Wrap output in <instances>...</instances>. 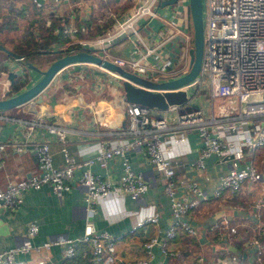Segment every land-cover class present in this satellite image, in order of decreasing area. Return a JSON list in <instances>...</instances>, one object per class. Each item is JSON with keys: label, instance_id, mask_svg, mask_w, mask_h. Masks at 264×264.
<instances>
[{"label": "built area", "instance_id": "2783aa9c", "mask_svg": "<svg viewBox=\"0 0 264 264\" xmlns=\"http://www.w3.org/2000/svg\"><path fill=\"white\" fill-rule=\"evenodd\" d=\"M161 0H139L131 5L123 15H118L108 8L96 12L95 20L106 24V29L94 37L74 38L69 44L60 46L66 53L86 50L129 70L143 78L161 81L177 78L190 69L189 51L193 47L190 20L183 19L185 27H178L167 22L164 33L155 32L149 38L142 36L141 27L150 19L161 20L159 12ZM177 2V0H176ZM76 15L81 6H87V0H74ZM80 6V7H79ZM185 5H178L180 10ZM163 8V7H161ZM204 47L201 67L196 78L179 87L186 91V100L180 104H169L166 108L147 107L124 100L127 122L124 127L109 131H96V135H111L114 142L105 139L102 149L94 155L76 159L62 146L63 165L54 167L48 141H33L39 172L27 178L11 180L5 188H0V210H16L22 195L29 190L38 189L47 184L54 193L69 190L77 180L85 189L86 221L83 234L71 238L64 234L49 236L40 244L33 238L38 232V225L30 222L26 226L22 240L13 246L0 250V264H27L19 254L31 251L40 252L52 246H62L65 258L73 257L78 248L85 245L91 255L92 264H115L116 235L95 227L92 215L94 205L111 195L125 194L131 199L140 197L150 186L140 171H136L126 153L141 147L147 154L148 161L164 178L163 192L170 200L171 222L162 235H150L142 243L148 259L154 257V249L169 257L181 258L186 264H264V240L255 234L245 241V248L250 250L251 260L244 259L232 251L233 239L238 236V227L230 223L223 212L208 229L215 232L218 248L211 255L202 251L186 253L183 246L174 245L172 240L182 231L193 239L200 237L201 231L192 225L191 215L199 209L207 198L204 186L196 178L186 173L175 171V157L185 151L181 147L187 136L196 133L200 139L198 157L191 162L189 170L201 172L206 168L205 160L216 156L220 162L227 163V169L219 174L218 182L210 196H231L241 193L245 184L259 183L264 174L253 162V152L264 146V0H205ZM80 17V16H79ZM176 35L181 36L183 44L166 48ZM128 40L131 46L124 49L126 54L119 55L108 49L120 40ZM169 42V43H170ZM4 68L15 69L20 82H27L23 55L14 57ZM77 67L88 71L80 74L82 79L93 77L97 71L106 72L121 86L118 74L92 63H72L64 69ZM85 66H93L92 72ZM97 67V68H96ZM8 70V71H9ZM63 70V69H62ZM61 70V71H62ZM59 71L58 73H60ZM57 73V74H58ZM7 71L0 70V96L8 91ZM66 78V77H65ZM97 78V77H94ZM97 83V88L102 86ZM204 92L206 101L196 97ZM230 97L236 103L237 112L230 114L225 102L215 99ZM192 100L194 102H192ZM197 100V103H196ZM0 119H4L0 115ZM23 125L43 124V117L35 120L19 118ZM49 133L59 136L63 142L66 129L55 124H46ZM108 140V141H107ZM10 144L15 151H22L25 145L13 136L6 142H0V153ZM123 156V172L114 183L91 171L90 166L97 163L107 167L115 156ZM177 158V157H176ZM75 173L79 176L75 177ZM251 210L264 207L263 200L250 204ZM245 209L237 206L236 210ZM159 213L155 210L133 224L135 229L145 223L156 225ZM36 264H44L45 258L38 257ZM128 264H145L144 260Z\"/></svg>", "mask_w": 264, "mask_h": 264}, {"label": "crops", "instance_id": "0c3cea01", "mask_svg": "<svg viewBox=\"0 0 264 264\" xmlns=\"http://www.w3.org/2000/svg\"><path fill=\"white\" fill-rule=\"evenodd\" d=\"M73 1L5 0V4L0 9V37L4 36L0 40V45L10 49L11 46L29 39V33L34 36L35 42L40 43L45 40L48 32L51 33L48 49L50 53L45 54L46 50H39L38 53L28 55V61L39 66L44 60L61 55L54 50L61 49L60 46L69 44L74 38L94 37L103 32L106 24H99L95 20L96 12L99 13L102 8H108L118 15H123L139 0H87L89 4L81 6V12L77 15ZM175 2L160 4L163 7L159 8L162 19L147 21L145 26L141 27L143 37L149 38L155 32L164 33L168 28L167 22H172L180 28L185 27L180 20L181 17L190 20L188 7L183 6L177 11L172 5ZM175 5L179 8L178 0ZM180 40L181 36L176 35L172 42L166 43L165 47L168 49L177 47L180 45ZM130 46L131 43L123 39L108 50L123 56L126 54L124 49ZM36 54L40 55L35 56ZM7 56L0 52L1 68L5 67L4 63L10 64L14 61V57ZM15 69L11 71L15 73ZM0 70L7 71L8 90L15 93L14 89L19 82L18 77L15 75L11 82L8 78L10 70L8 68ZM62 71H64L63 77L55 76L37 97L18 107L0 111V115L4 117L0 119V142H6L15 136L23 142L30 143L25 145L22 151H15L10 144H7L0 153V188H5L11 180L27 178L39 172L31 145L33 141L49 142L53 166L58 168L63 165L62 146H65L68 153L76 159L89 157L103 148L101 143L105 139L110 142L117 140L111 135H96V131H109L126 125V106L122 88L117 80L106 72L97 71L93 77L86 78L87 83H84L85 77L79 80L78 74L88 75L89 73L80 66H73L69 70ZM25 73L29 85L39 78V74L34 70H29L27 73L26 69ZM104 76H107L109 84L100 86L102 88L98 87L99 89L96 85H92L91 80L94 77H97L99 85ZM22 88L24 86L20 89ZM100 90H105L109 96H100L101 93H98L101 92ZM201 102H203L202 99ZM39 116L43 117V124H36L33 127L23 125L18 120L19 118L35 120ZM46 124L64 127L66 129L63 134L64 141L61 142L56 134L49 133ZM200 144L196 133L189 134L186 142L181 146L185 152L176 156L174 160L178 176L186 173L196 178L204 186L208 195L199 209L190 214L192 225L197 226L201 231L200 237L193 239L180 231L172 242L174 245L183 246L186 253L202 251L205 255L213 254L218 248V242L215 232L209 230L208 226L225 212L230 223L237 225L239 232L233 239L231 249L244 259V263L249 262L251 252L244 245L247 238L255 234L261 241L264 240V207L251 210L250 206L255 200L264 201V180L254 184L247 183L241 193L231 196H210L218 182L219 174L227 169V163L218 161L213 155L205 160L206 168L203 171L189 170L191 162L198 157ZM254 153L253 162L264 174V150L257 149ZM126 156L133 168L140 171L143 178L149 182L148 190L136 199H131L125 194H111L94 205L92 215L97 229L107 230L117 236L115 264H128L139 260H144L145 264H186L184 259L163 255L158 248L154 249V257L151 259H148L143 251V241L150 235H162L165 227L171 222L170 204L163 192L164 178L148 161L145 149L138 147L128 152ZM122 160L123 156H115L108 162L107 167L95 163L90 166V169L114 183L123 172ZM77 176L79 174L75 173V177ZM84 196L85 189L77 180L72 182L69 190L60 193H54L47 184L38 189L26 191L16 210L12 212L0 210V250L18 244L30 222L36 223L39 228L33 238V242L37 244L55 234H64L71 238L82 236L86 221ZM237 206L245 209L237 211ZM155 210L159 213V222L156 225L145 223L131 230L137 220H141ZM84 246L78 248L74 258H65L62 246H52L40 252L31 251L19 254L18 257L26 259L27 264H36L35 260L38 257L45 258L44 264H92Z\"/></svg>", "mask_w": 264, "mask_h": 264}, {"label": "water", "instance_id": "95a60500", "mask_svg": "<svg viewBox=\"0 0 264 264\" xmlns=\"http://www.w3.org/2000/svg\"><path fill=\"white\" fill-rule=\"evenodd\" d=\"M41 1V0H40ZM176 0H162L160 3H173ZM188 10L191 20L193 47L189 51L190 69L187 73L177 78L161 81H153L138 76L129 70L104 59L86 50H78L43 61L39 66L27 61L26 69L34 70L39 74V78L31 85L26 83L24 88L17 92L8 90L5 96H0V111L18 107L27 101L37 97L45 90L51 80L59 71L72 63H92L114 72L120 76L121 88L126 101L138 103L147 107L166 108L169 104H180L186 100V91L179 87L193 81L198 75L201 67L204 47V26H203V0H188ZM0 49L7 52L12 57L18 54L0 45ZM16 73L8 72L11 82ZM29 85V86H28ZM127 155V153H126Z\"/></svg>", "mask_w": 264, "mask_h": 264}, {"label": "trees", "instance_id": "16d2710c", "mask_svg": "<svg viewBox=\"0 0 264 264\" xmlns=\"http://www.w3.org/2000/svg\"><path fill=\"white\" fill-rule=\"evenodd\" d=\"M29 31V30H28ZM48 31V30H47ZM30 32V31H29ZM30 38L23 41L22 43H17L16 45H13L12 48H10L9 50L17 53L18 55H23L24 56V60H25V66H26V61H28V55L30 53H38L39 50H46L47 52H44L45 54L47 53H50V50L49 49V44H50V41H51V33H47L45 35V40L43 42H40V43H37L35 42L34 40V36L31 35V33H29ZM25 45V46H24ZM55 47V46H54ZM52 48V47H51ZM55 52H61V55L63 53H66L65 51L59 49V50H54ZM0 52H3L4 55H8L7 52H5L4 50L0 49ZM55 54V53H54ZM10 56V55H8ZM7 56V57H8ZM60 56V55H58ZM56 56V57H58ZM55 58V57H54ZM27 67V66H26ZM0 69H4V68H1ZM27 82H18L17 83V86L15 87V92H17L22 86H25ZM20 87V88H19ZM258 149H262L264 150V146L261 147V148H258ZM253 155H254V158H255V153L253 152ZM253 158V159H254ZM75 256L71 257V258H74ZM88 259H91V255L89 253L88 255Z\"/></svg>", "mask_w": 264, "mask_h": 264}, {"label": "rangeland", "instance_id": "374dc122", "mask_svg": "<svg viewBox=\"0 0 264 264\" xmlns=\"http://www.w3.org/2000/svg\"><path fill=\"white\" fill-rule=\"evenodd\" d=\"M67 2H69L70 0H66ZM187 2H188V0H178V5H185V4H187ZM5 4V0H0V9L3 7V5ZM176 4V2L174 3V4H172L173 5V7H175L174 9L175 10H177V11H179V9L177 8V6L175 5ZM204 9H205V0H203V12H204ZM22 19H23V17H21ZM204 24H205V16L203 15V26H204ZM2 35V34H1ZM2 37H4V36H1L0 37V40H1V38ZM180 45H182L184 42H183V40L181 39L180 40ZM9 47H10V45H9ZM12 47V46H11ZM8 49V48H7ZM61 53V52H60ZM38 55H40V54H36L35 56H38ZM50 57V56H49ZM44 61H46V60H44ZM84 68H86V69H88V70H90V71H92V72H94L95 71V68L93 67V66H85ZM97 68V67H96ZM28 71H29V69H27V73H28ZM64 71H61L60 73H58L57 75L59 76V78L60 77H63V75H62V73H63ZM56 75V76H57ZM79 80H81L82 79V76L80 75V74H78V77H77ZM86 78H88L87 76H85V79ZM84 79V80H85ZM107 76H104L103 77V79L101 80V82H103L102 83V87H104V85L105 84H109V82H107ZM86 82H84V83H87V79L85 80ZM91 81H93V86L94 85H97L96 83L98 82L97 81V78H93V80H91ZM83 82H81V84L83 83ZM79 85H80V83H79ZM82 87H84V86H82ZM102 87H99V88H102ZM98 88V89H99ZM98 91V90H97ZM101 92H98V93H101L100 94V96H102V95H106L107 97L109 96V94L107 95V92L105 91V90H100ZM202 99V101L205 103V101H206V95H205V93L204 92H201L197 97H196V99ZM215 101V103L216 102H220V101H222V102H225L226 103V105H227V109H228V111H229V113L230 114H235L236 112H237V106H236V103H234V102H231L230 101V97H223V98H221V99H219V98H217V99H215L214 100ZM168 200H169V198H168ZM169 204H170V200H169ZM170 208H171V205H170Z\"/></svg>", "mask_w": 264, "mask_h": 264}, {"label": "bare ground", "instance_id": "6f19581e", "mask_svg": "<svg viewBox=\"0 0 264 264\" xmlns=\"http://www.w3.org/2000/svg\"><path fill=\"white\" fill-rule=\"evenodd\" d=\"M97 66H99V65H97ZM102 68V67H101Z\"/></svg>", "mask_w": 264, "mask_h": 264}]
</instances>
